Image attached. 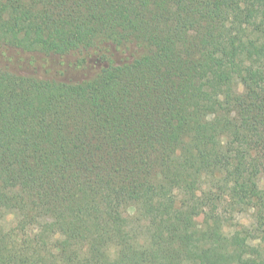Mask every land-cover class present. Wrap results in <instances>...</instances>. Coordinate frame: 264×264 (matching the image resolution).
Masks as SVG:
<instances>
[{
    "label": "trees",
    "instance_id": "trees-1",
    "mask_svg": "<svg viewBox=\"0 0 264 264\" xmlns=\"http://www.w3.org/2000/svg\"><path fill=\"white\" fill-rule=\"evenodd\" d=\"M0 264H264V2L0 0Z\"/></svg>",
    "mask_w": 264,
    "mask_h": 264
},
{
    "label": "rangeland",
    "instance_id": "rangeland-1",
    "mask_svg": "<svg viewBox=\"0 0 264 264\" xmlns=\"http://www.w3.org/2000/svg\"><path fill=\"white\" fill-rule=\"evenodd\" d=\"M262 2H264V0H261ZM48 76H52V74H49ZM82 75H79V77H81ZM134 212V209H130V213L132 214ZM250 220V218L248 216H244L243 218H241V221H243L244 223H248V221Z\"/></svg>",
    "mask_w": 264,
    "mask_h": 264
}]
</instances>
